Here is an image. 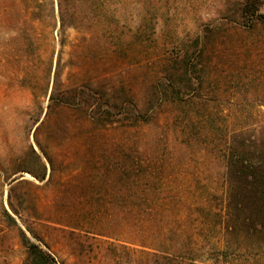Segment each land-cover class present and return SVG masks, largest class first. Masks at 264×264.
Segmentation results:
<instances>
[{"label":"rangeland","instance_id":"obj_1","mask_svg":"<svg viewBox=\"0 0 264 264\" xmlns=\"http://www.w3.org/2000/svg\"><path fill=\"white\" fill-rule=\"evenodd\" d=\"M33 1L0 0V264L28 259L3 207L59 264H160L194 241L205 254L198 208L224 203L226 137L264 130V26L238 25L243 0H83L61 29L57 0L41 20ZM196 39L201 72L157 102Z\"/></svg>","mask_w":264,"mask_h":264},{"label":"trees","instance_id":"obj_2","mask_svg":"<svg viewBox=\"0 0 264 264\" xmlns=\"http://www.w3.org/2000/svg\"><path fill=\"white\" fill-rule=\"evenodd\" d=\"M261 1L263 0H243L240 3V18L244 23H250L248 26L238 24L242 29L248 30L258 24L264 26V14L260 13L259 6ZM78 2L82 3L83 0H57L61 29L75 28L73 23L66 21V17L72 14L68 11L72 7L70 4ZM33 4L31 16L41 20L46 5L42 0H34ZM50 9L52 13L55 10L53 1L50 3ZM242 29H237L238 33ZM192 47L181 59L176 60L174 70L172 67H166L165 75L159 77L160 86H163L161 81L165 82V86L157 87L152 94L157 102L162 101L168 94L175 95L177 91H181L177 75L188 78L191 83V75L201 72L204 48L200 39H196ZM152 97L147 103L154 108L156 103H153ZM133 106L135 114H143L137 105ZM95 118L101 120V117ZM95 118L92 120H96ZM132 120L137 127L154 122L148 117H133ZM188 123H194V119L191 117ZM163 125L170 129L171 123L166 120ZM172 131L174 132V129ZM222 152L226 167L224 203L220 210L199 207V224L195 229L197 240L210 238L212 246L205 254L203 246L197 248V241H194L193 249H184L182 246L172 250L165 248L160 264H264V130L256 132L241 127L232 128L226 137ZM45 157L52 164L50 158L47 155ZM127 168L129 167L117 168L119 180H125ZM40 180L44 178L41 177ZM127 185L128 183H119V192L126 190ZM2 210L1 220L7 226L18 230L20 242L28 255L26 264H59L52 253L33 241L28 234L29 232L35 236L31 227H27L26 231L19 226L6 207Z\"/></svg>","mask_w":264,"mask_h":264}]
</instances>
